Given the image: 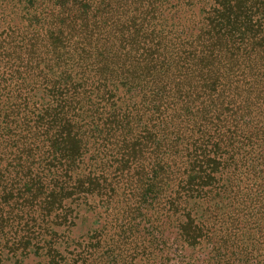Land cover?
<instances>
[{"label":"trees","instance_id":"obj_1","mask_svg":"<svg viewBox=\"0 0 264 264\" xmlns=\"http://www.w3.org/2000/svg\"><path fill=\"white\" fill-rule=\"evenodd\" d=\"M3 1L0 259L65 264L74 208L119 197L128 231L69 264H125L163 204L184 246L264 264V0Z\"/></svg>","mask_w":264,"mask_h":264},{"label":"rangeland","instance_id":"obj_2","mask_svg":"<svg viewBox=\"0 0 264 264\" xmlns=\"http://www.w3.org/2000/svg\"><path fill=\"white\" fill-rule=\"evenodd\" d=\"M0 5L3 7L5 1L0 0ZM94 205L93 211L80 208L73 210L71 232L68 235L70 242L66 248L59 247L65 264L77 261L81 256L86 257V247L93 239L95 231L96 236L105 243L115 241L116 235L121 233L122 229L126 230L122 227L126 219L114 216L116 211L123 208L119 197L110 205L108 212H104L96 203ZM162 207L164 210L157 218L151 217L150 212L133 218L131 226L134 232L128 240L130 245L123 248L125 264H221V257L212 250L213 246L210 244L195 249L184 246L176 234L180 218L176 216L174 223L170 224L165 220V204ZM225 259L227 256L223 258ZM0 264H45V259L43 256L37 258L5 255L0 259Z\"/></svg>","mask_w":264,"mask_h":264}]
</instances>
